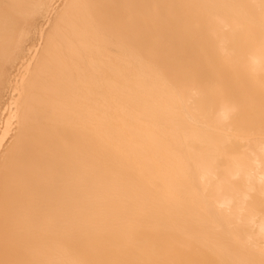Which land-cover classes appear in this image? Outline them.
<instances>
[{
    "label": "bare ground",
    "instance_id": "1",
    "mask_svg": "<svg viewBox=\"0 0 264 264\" xmlns=\"http://www.w3.org/2000/svg\"><path fill=\"white\" fill-rule=\"evenodd\" d=\"M0 264H264V0H0Z\"/></svg>",
    "mask_w": 264,
    "mask_h": 264
},
{
    "label": "rangeland",
    "instance_id": "2",
    "mask_svg": "<svg viewBox=\"0 0 264 264\" xmlns=\"http://www.w3.org/2000/svg\"><path fill=\"white\" fill-rule=\"evenodd\" d=\"M61 5H58V7H60ZM61 8V7H60ZM2 13L6 14V13H9L11 14V16L16 20V21H20L21 20V16L18 15V14H13V13H10L9 10L6 8V7H2ZM33 22H32V26H33V30H32V34L30 36V39L28 40V46H32V45H39L40 44V37L38 35V33L40 31H43V33L46 35L48 33V31L50 30V26L52 23H54L55 21V17L54 15L52 16L51 20H50V23H47L46 20H44L41 15L36 17V19H31ZM46 26V27H45ZM27 53V51H26ZM13 64H9L7 66V71L9 74L12 73L13 76H15V74H17L15 72V67L13 68ZM14 71V72H13ZM9 141V138L7 139L6 142ZM7 144V143H6Z\"/></svg>",
    "mask_w": 264,
    "mask_h": 264
}]
</instances>
